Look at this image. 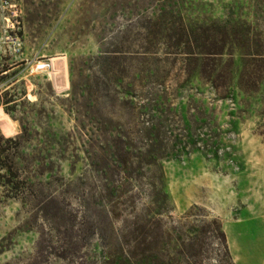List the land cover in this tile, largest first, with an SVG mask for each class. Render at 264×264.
Wrapping results in <instances>:
<instances>
[{"label": "rangeland", "instance_id": "1", "mask_svg": "<svg viewBox=\"0 0 264 264\" xmlns=\"http://www.w3.org/2000/svg\"><path fill=\"white\" fill-rule=\"evenodd\" d=\"M165 1L15 0L23 54L0 49V148L10 150L30 190L13 199L0 185V264H101L102 253L116 249L129 218L105 207L98 171L111 136L99 128L130 118L121 100L105 97L113 95L111 72L125 100L131 83L144 96L153 88L148 76H165L179 116L161 129L170 215L199 207L194 214L219 222L235 264H264L263 63L226 47L207 68L224 77L216 90L201 78L202 57H166ZM185 1V17L247 24L251 50L257 41L264 46V7L254 9L264 0ZM184 146L187 153L175 157L172 148ZM137 172L146 175L143 165Z\"/></svg>", "mask_w": 264, "mask_h": 264}, {"label": "trees", "instance_id": "2", "mask_svg": "<svg viewBox=\"0 0 264 264\" xmlns=\"http://www.w3.org/2000/svg\"><path fill=\"white\" fill-rule=\"evenodd\" d=\"M164 3L159 14V27L162 41H165L166 57L184 55L193 60L202 57L201 78L216 90L224 77L211 75L207 68L211 62L214 66L211 70L215 69L214 59L222 57L226 47L236 48L244 59L257 58L264 66V46L257 41L260 48L251 50V31L247 24L231 20L224 23L195 21L182 13L185 0H167ZM263 7L259 3L254 4L255 10ZM261 73L264 75V70ZM111 75L113 95L107 93L105 97L112 101L121 100L122 106L128 108L130 121L100 126V133L111 138L107 140L110 146L105 150L109 155L104 161L107 166L98 172L104 183L105 207L111 209L108 213L126 216L129 224L118 235L116 249L102 253L101 264H235L217 220L209 219L204 212L200 216L194 214L202 211L197 206L177 218L170 215L163 169L159 163L166 158L162 150L165 141L161 129L167 128L169 122L175 123L179 116L169 103L165 76H148L146 80L153 88L146 89L144 96H138L135 85L131 83L124 93L129 99L125 100L119 91L121 78L114 72ZM255 75L258 76V72ZM140 78V74H136L133 81L140 82ZM218 94L225 97L227 91ZM137 99L141 103L135 102ZM168 133L175 141L173 132L170 130ZM134 137L145 150L140 156L135 155L139 150L132 144ZM8 142L12 140L8 139ZM184 147L172 148L175 157L187 153V146ZM8 151V148H0V185L6 188L8 197L24 200L29 197L30 185L23 180L14 162H9L12 154H5ZM140 165L146 169L145 176L137 172Z\"/></svg>", "mask_w": 264, "mask_h": 264}, {"label": "built area", "instance_id": "3", "mask_svg": "<svg viewBox=\"0 0 264 264\" xmlns=\"http://www.w3.org/2000/svg\"><path fill=\"white\" fill-rule=\"evenodd\" d=\"M20 23L15 0H0V49L14 57L23 54Z\"/></svg>", "mask_w": 264, "mask_h": 264}]
</instances>
